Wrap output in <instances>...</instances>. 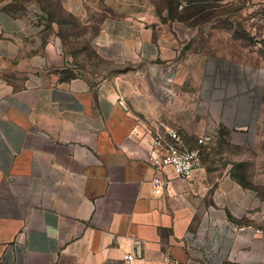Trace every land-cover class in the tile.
<instances>
[{"label": "crops", "instance_id": "1", "mask_svg": "<svg viewBox=\"0 0 264 264\" xmlns=\"http://www.w3.org/2000/svg\"><path fill=\"white\" fill-rule=\"evenodd\" d=\"M181 24L103 22L102 54L157 71L133 110L105 81H52L68 59L41 1L0 0V264H264V57L224 28L188 45ZM166 127L217 139L157 195Z\"/></svg>", "mask_w": 264, "mask_h": 264}, {"label": "rangeland", "instance_id": "2", "mask_svg": "<svg viewBox=\"0 0 264 264\" xmlns=\"http://www.w3.org/2000/svg\"><path fill=\"white\" fill-rule=\"evenodd\" d=\"M40 1L46 11L47 35L60 39L68 59V66L52 72L50 79L80 78L91 87L105 81L133 110L141 102V91L151 92L157 71L150 61L114 59L98 50L94 40L107 18L134 17L153 27L179 21L180 28L187 29L188 45H197L195 40H199L201 48L211 41L214 29L224 28L264 57V0H201L193 6L188 5L191 0ZM137 67L143 73H137ZM165 73L169 71L165 69ZM238 172L245 178L246 166L238 167Z\"/></svg>", "mask_w": 264, "mask_h": 264}, {"label": "built area", "instance_id": "3", "mask_svg": "<svg viewBox=\"0 0 264 264\" xmlns=\"http://www.w3.org/2000/svg\"><path fill=\"white\" fill-rule=\"evenodd\" d=\"M217 139V131L210 129L199 136L194 145L188 144L185 134L176 127H166L164 131L151 134L150 153L146 161L154 170L152 184L157 195L164 193L170 183L168 172L175 177L190 180L203 168L205 154L212 150ZM166 175V176H165ZM135 255L124 256L127 264H131ZM174 264H178L174 261Z\"/></svg>", "mask_w": 264, "mask_h": 264}, {"label": "trees", "instance_id": "4", "mask_svg": "<svg viewBox=\"0 0 264 264\" xmlns=\"http://www.w3.org/2000/svg\"><path fill=\"white\" fill-rule=\"evenodd\" d=\"M199 3H201V0H191L189 1L188 5L189 6H193V5H198ZM197 14H195L194 16H192L193 18H196ZM234 38H237V36L234 35ZM238 39V38H237ZM241 183L243 185H247L248 182L245 179H241V177L239 178Z\"/></svg>", "mask_w": 264, "mask_h": 264}]
</instances>
